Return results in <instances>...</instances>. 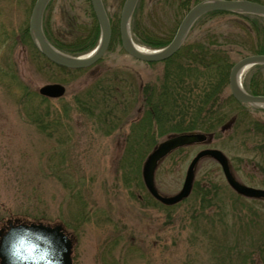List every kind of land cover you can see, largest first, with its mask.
<instances>
[{"label":"rangeland","instance_id":"1","mask_svg":"<svg viewBox=\"0 0 264 264\" xmlns=\"http://www.w3.org/2000/svg\"><path fill=\"white\" fill-rule=\"evenodd\" d=\"M34 1L0 0V220L61 221L75 238L73 264H264V200L236 193L214 160H200L193 184L212 191L219 187L217 194L209 192L203 200L191 190L186 200L166 206L151 197L143 184L141 166L146 155L136 163L132 161L138 159L136 155L124 156L127 138L134 139L138 131L132 123L143 116L135 89L125 85L151 86L152 93L170 87L174 79L166 77L168 69L164 73L165 60L176 52L162 61L136 59L123 50L118 32L91 66L61 69L27 38ZM123 1L103 0L117 29ZM198 1L137 0L130 19L133 40L149 49L153 47L139 41L141 35L170 40ZM91 9L89 0H49L42 26L51 37L69 39L90 26ZM131 23L139 37L132 33ZM207 33L226 41L234 62L247 55L256 41L245 19L223 13L197 19L183 42L191 45ZM125 69L138 77H118L117 84H125L120 87L125 94L120 95L131 102L124 111L118 106L114 118L106 117L107 108L102 107H111L114 101H103L99 85ZM177 79L184 89L194 82L192 93L201 90L199 78ZM52 82L61 83L65 91L44 101L38 88ZM222 94H230L228 84ZM169 97L171 103L170 91ZM192 103L196 106L195 100ZM163 108L164 114L169 111ZM247 116L236 117L233 129L213 134L206 144L193 143L166 156L155 170L158 190L177 192L188 162L199 149L220 148L230 136L238 135L245 119L250 124L264 123V108L250 106ZM262 127L254 125L247 131L245 147L236 138L233 153L222 151L231 158L240 182L264 188Z\"/></svg>","mask_w":264,"mask_h":264},{"label":"trees","instance_id":"2","mask_svg":"<svg viewBox=\"0 0 264 264\" xmlns=\"http://www.w3.org/2000/svg\"><path fill=\"white\" fill-rule=\"evenodd\" d=\"M254 1L260 2L259 0ZM223 13H233L245 19L248 22L249 29L252 30L256 35L255 37L257 42L255 41L254 45L252 47H249L250 49H247L246 54L264 53L263 16L251 13L209 11L200 16L198 18V21L202 18L212 17L213 15ZM91 17L93 18V20L90 26H84L80 33L74 35L69 39H59L51 37L46 29V26L43 27V31L47 39L62 52L70 55H80L91 50L98 41L99 26L92 9ZM109 21L112 29L111 38H113L114 35H118V29L116 28V24L110 17ZM131 30L132 33L134 32L136 36H138L136 32L137 29H135L133 24ZM26 35L30 42L28 28H26ZM141 36H138L139 41H142L141 43L153 48L162 47L169 42V39L166 38L163 39L154 37L153 39H146V37ZM132 37L134 38V36ZM231 51L232 49L228 46V44H226V41H219L214 34L207 33L200 36L199 39L195 40V42L191 45H189V43L185 44L183 42L176 53L171 58L165 60L166 71L164 73H167L168 69V74L166 75V77H169L171 81L173 78L174 84L172 82L170 83V87L162 86L159 93H152L153 88L151 89V86H147L146 89V86H133L132 83H130V86L128 84L118 85L117 82L119 83L118 77L120 74H124L127 77L130 76L136 80L138 79L135 72L129 69L121 70L117 74L115 73L116 76L111 74L112 78L105 81V84L107 85H99V90L102 94H104L103 101H106L107 99L108 101H114L111 102L113 103L111 107H109L108 105H104V107H102L107 108V110H105L104 112V115L106 117L109 115L114 118L116 116L115 113L119 109L118 106L123 107L124 109H121H123L124 111L127 105L130 104V100H128L126 97L123 98L122 95H120L125 94V92L121 91L120 89V87H124V85L127 88L132 89L133 91L135 89V100L139 103L140 108L143 106L142 112L140 113V115L143 116L138 119L137 123H132V127H136L138 131L135 133L134 139L127 138L124 156L128 157L136 155L138 159H133L132 161L135 160L134 162L136 163V160H140L141 162L146 153H148L150 149L157 144L158 141L156 140V138L159 135L198 131L205 133L210 137H213L214 134L215 137L216 133H222L224 131L233 129L234 126L237 125L236 117L239 116V118H247V114L250 109L249 105L237 102L231 96V94L227 96H224L222 94L223 88L228 84V73L232 63L234 62L230 54ZM56 66L64 70L66 69L70 71H76L74 69L62 67L59 65ZM177 77H186L189 82L194 81L192 80L194 78H199L202 84L201 90L199 92L192 93V91L195 90L193 89L194 82L187 85L191 88L187 87V89H184L183 84L179 85L180 82L177 81ZM123 79L126 78L124 77ZM242 85L244 89L250 94L264 95V64H256L248 69L242 77ZM167 88H169V90ZM172 90L174 91L173 93H171ZM169 91L170 94L174 96V100L171 103ZM180 97L183 98L181 99V103L178 105ZM42 98L44 101L47 100V98L43 96ZM194 100L196 102V106L192 103L194 102ZM175 102L177 105L176 110L173 109L175 108V105L174 107H172ZM161 105L162 108L164 106L163 109L169 110L170 113L169 111H166L164 114V112L161 110ZM173 112L174 114L172 115ZM243 122L244 124L241 125L238 135L236 137L230 136L225 143H223L221 146L219 145V149L225 150L228 153H233V149L235 148L233 143L236 138H239L242 145L244 146L248 138V132L251 130V128H253L254 125L260 128L263 126L262 129L264 130V123L253 122V124H250V119H245L243 120ZM156 127L158 128L160 133L156 134ZM163 128L167 129H165L164 131ZM243 128H245V131H243ZM263 135L264 134H262L261 137H263ZM130 136L132 137V133ZM188 145L191 144L181 145L175 148L168 155H172L182 147ZM262 145L263 144H259L258 142V146L261 147ZM225 154L228 156L227 153ZM261 154H263L264 165V148L261 150ZM228 158L230 166L232 168L231 158ZM218 191L219 187L218 189L214 187L213 191L209 190L203 185L195 186L193 184L192 187V192H194V194L199 193V197L203 200L205 195L209 192H211L212 194H217Z\"/></svg>","mask_w":264,"mask_h":264},{"label":"water","instance_id":"3","mask_svg":"<svg viewBox=\"0 0 264 264\" xmlns=\"http://www.w3.org/2000/svg\"><path fill=\"white\" fill-rule=\"evenodd\" d=\"M49 0H35L28 20V33L37 50L49 61L62 67L79 69L91 66L98 61L107 50L111 38V25L102 0H89L95 19L99 26L98 42L89 52L80 55H70L56 48L45 36L42 27L44 9ZM137 0H124L119 20L118 32L123 50L130 56L146 61H162L172 56L182 44L192 24L203 14L209 11H226L234 13H251L264 17V4L254 0H200L192 5L182 17L171 40L164 46L156 49L140 48L133 43L130 33V19ZM264 64V53L247 54L236 60L228 73V88L232 97L244 104L264 108V95L250 94L241 84L244 71L253 65ZM65 87L58 82L45 83L38 88L39 94L48 98H58L63 95ZM211 137L202 132H183L169 134L159 141L146 155L141 166V177L148 193L163 205H174L189 196L192 190L195 171L203 158H211L221 168L226 183L238 194L247 198L264 199V188L246 185L240 182L231 170L226 154L213 147L199 149L187 164L180 189L172 194H163L156 187L154 172L159 162L175 148L193 143H207ZM22 218L10 217L4 228H0L2 239L8 228L14 227ZM43 222V221H42ZM33 228H44L54 232L57 237L67 233L69 239L62 241L66 247L64 264H72V251L75 238L61 221H55V227L49 229L42 223L31 225ZM0 264H6L5 258L0 255Z\"/></svg>","mask_w":264,"mask_h":264},{"label":"clouds","instance_id":"4","mask_svg":"<svg viewBox=\"0 0 264 264\" xmlns=\"http://www.w3.org/2000/svg\"><path fill=\"white\" fill-rule=\"evenodd\" d=\"M0 220V228L7 224ZM42 223L49 229L55 227V221L23 219L14 227L8 228L6 235L0 239V255L6 264H64V253L67 250L62 241L69 239L65 232L57 237L54 232L44 228H33L31 225Z\"/></svg>","mask_w":264,"mask_h":264},{"label":"bare ground","instance_id":"5","mask_svg":"<svg viewBox=\"0 0 264 264\" xmlns=\"http://www.w3.org/2000/svg\"><path fill=\"white\" fill-rule=\"evenodd\" d=\"M133 43L137 46V47H140V48H143V46H141L139 43L133 41Z\"/></svg>","mask_w":264,"mask_h":264}]
</instances>
